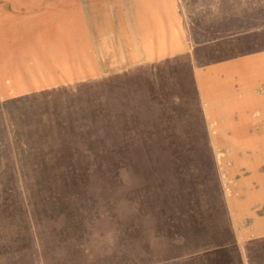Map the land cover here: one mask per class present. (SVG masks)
<instances>
[{"label": "rangeland", "instance_id": "rangeland-1", "mask_svg": "<svg viewBox=\"0 0 264 264\" xmlns=\"http://www.w3.org/2000/svg\"><path fill=\"white\" fill-rule=\"evenodd\" d=\"M256 30L200 61L264 47ZM192 69L183 55L0 100V264H264L246 236L264 228V84L231 125L248 129L217 131Z\"/></svg>", "mask_w": 264, "mask_h": 264}, {"label": "crops", "instance_id": "crops-1", "mask_svg": "<svg viewBox=\"0 0 264 264\" xmlns=\"http://www.w3.org/2000/svg\"><path fill=\"white\" fill-rule=\"evenodd\" d=\"M262 3L0 0V100L184 55L211 128L248 129L246 119L238 128L231 125L247 117L241 106L248 92L263 87L264 47L203 62L199 58L202 51L238 49L244 35L264 29V18L257 23L245 14ZM216 27L228 31L217 36ZM256 231L247 238L264 236V228Z\"/></svg>", "mask_w": 264, "mask_h": 264}, {"label": "trees", "instance_id": "trees-1", "mask_svg": "<svg viewBox=\"0 0 264 264\" xmlns=\"http://www.w3.org/2000/svg\"><path fill=\"white\" fill-rule=\"evenodd\" d=\"M222 250H224V249L221 246L220 247L219 246H213V247H210L208 249H205L202 254L207 256V255H211V253L215 254V253L221 252Z\"/></svg>", "mask_w": 264, "mask_h": 264}]
</instances>
